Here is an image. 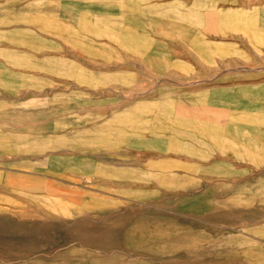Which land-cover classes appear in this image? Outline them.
Listing matches in <instances>:
<instances>
[{
    "label": "rangeland",
    "instance_id": "rangeland-1",
    "mask_svg": "<svg viewBox=\"0 0 264 264\" xmlns=\"http://www.w3.org/2000/svg\"><path fill=\"white\" fill-rule=\"evenodd\" d=\"M34 1L0 0V264H264V155L250 137L168 140L116 171L124 159L105 135H60L52 120L59 88H107L104 61L82 76L44 61V39L26 30Z\"/></svg>",
    "mask_w": 264,
    "mask_h": 264
},
{
    "label": "crops",
    "instance_id": "crops-1",
    "mask_svg": "<svg viewBox=\"0 0 264 264\" xmlns=\"http://www.w3.org/2000/svg\"><path fill=\"white\" fill-rule=\"evenodd\" d=\"M33 3L36 19L26 30L44 39V61L82 76L102 72L92 63L101 60L108 78L107 88H59L62 113L52 120L65 124L58 134L105 135L124 159L113 161L116 171L126 170L132 152L164 154L166 141L198 136L239 146L249 136L251 149L264 155V0ZM137 88L156 97L132 99ZM67 114L88 124L72 128ZM148 124L155 126L150 134ZM163 125L172 126L171 137Z\"/></svg>",
    "mask_w": 264,
    "mask_h": 264
},
{
    "label": "bare ground",
    "instance_id": "bare-ground-1",
    "mask_svg": "<svg viewBox=\"0 0 264 264\" xmlns=\"http://www.w3.org/2000/svg\"><path fill=\"white\" fill-rule=\"evenodd\" d=\"M235 133H236V132H235ZM235 135H236V134H235ZM241 136H243V135L241 134ZM247 137H248V136H247ZM242 138H243V137H242ZM248 139H250V138H248ZM248 139H247V140H248ZM253 140H254V139H253ZM256 145H257V144H256Z\"/></svg>",
    "mask_w": 264,
    "mask_h": 264
}]
</instances>
